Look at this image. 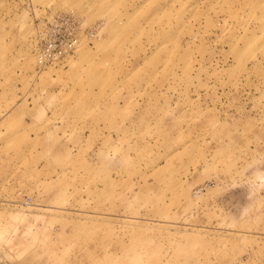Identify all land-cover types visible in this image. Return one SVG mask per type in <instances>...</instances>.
Wrapping results in <instances>:
<instances>
[{
	"label": "rangeland",
	"instance_id": "1",
	"mask_svg": "<svg viewBox=\"0 0 264 264\" xmlns=\"http://www.w3.org/2000/svg\"><path fill=\"white\" fill-rule=\"evenodd\" d=\"M0 264H264V0H0Z\"/></svg>",
	"mask_w": 264,
	"mask_h": 264
},
{
	"label": "built area",
	"instance_id": "2",
	"mask_svg": "<svg viewBox=\"0 0 264 264\" xmlns=\"http://www.w3.org/2000/svg\"><path fill=\"white\" fill-rule=\"evenodd\" d=\"M52 21L53 24L51 28L45 32L44 37L42 38L44 40L37 52V63L40 67H46L61 62L68 55L73 53L81 43V36L78 32L58 42V34L68 28L59 30L58 18L53 19ZM71 30L73 29L71 28Z\"/></svg>",
	"mask_w": 264,
	"mask_h": 264
}]
</instances>
